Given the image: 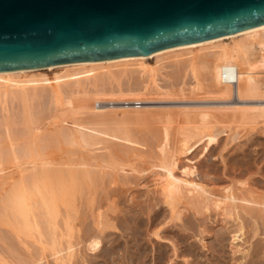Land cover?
Segmentation results:
<instances>
[{
  "label": "bare ground",
  "instance_id": "1",
  "mask_svg": "<svg viewBox=\"0 0 264 264\" xmlns=\"http://www.w3.org/2000/svg\"><path fill=\"white\" fill-rule=\"evenodd\" d=\"M211 99L215 100L217 105L221 104L195 106V102L205 101L207 104ZM157 101L194 102V106L181 105L179 109L175 106L176 110L174 107V110L167 108L169 110L160 111L163 116L158 113L160 109L156 110V114L154 113V118L161 115L162 118L159 119L163 120L166 116L167 121L166 124L165 120L162 122L165 125L162 124V140L158 142V149L160 147L159 150L162 152L159 153L161 158L157 163L154 161L152 170L148 169L151 171L148 178H151L152 187H155L160 194L161 198L157 197V200H160L157 203L161 202L165 207L158 210L157 203V205L151 203L152 206L150 204V227L154 226L151 236L158 241L165 240L169 234V229L165 226L171 224L170 226L182 229L176 225V222L184 225V220H187L185 225L190 224L186 229L187 227L192 229L191 226L195 228L194 220H198L199 224L205 227L207 222H212L211 216L215 211L213 214L217 218L211 225L220 224L223 231L219 228L220 231L214 233L215 231L203 228L199 232L203 244L205 245L206 239L213 236L217 242L225 241L224 234L228 231L232 244L235 241L242 242L239 246L231 245L233 254L239 253L243 245L249 244V247L253 246V251L249 253L251 250L249 248L242 252L243 260L248 256L251 261L261 258L264 254V239H261L264 237H261L264 234V193L257 195L259 191L251 188L248 180H240L236 176L229 177V183L226 186L222 185L221 190L216 185L213 188L211 186L213 184H209L210 180L200 175L197 159L213 150L211 148L220 142L219 136L223 132H227L223 151L233 142L236 147L238 144L236 141L243 136L251 137L261 130L264 133V128L259 127L260 124L264 125V25L197 44L163 49L149 55L0 72V111H3L0 115L2 116L0 119V219L2 218L0 223L4 226V220L8 219L6 224L11 228L6 231L0 226V264H83L86 262L84 260L86 252H83L82 247L91 254L99 256L97 254L102 243L107 242H103L107 235L105 230L121 229L120 224L118 223L119 227H116L117 225L110 221L108 224L103 223L104 216H108L103 215L105 209L101 211L100 207L96 211L99 212V218H96L98 221L95 222L96 227L94 226L93 229L84 227L83 219L80 220L82 225L76 224V214L79 211L73 203L76 192L74 189L85 185L83 181L88 179L93 185L99 184L105 175L110 177L113 186L119 183L121 178L128 182L129 174L133 177L138 172L137 176L140 175L143 167H139V171L134 167L136 164L128 168L117 166L114 164L113 154L122 149L124 153L130 151L132 156L134 153L132 151H140L139 147L146 146L141 145V141L130 138L128 131L126 132L121 125L115 128H111L110 125L112 122L120 124L121 119L130 114L141 115L143 118L149 113H145L146 104ZM100 103L103 106H100ZM220 114L224 117L227 114L232 115L235 118L233 121L234 125L236 123L235 127L232 125L233 128L227 131L228 124L224 121V125L225 123L227 125L223 126L226 128H217L219 123L216 115L218 118ZM180 116H183V119ZM176 117L181 120H176ZM47 120H51V123L48 124ZM181 121L185 124H181ZM175 122L178 125V132L176 127L174 132L177 141L173 144L175 139L172 133L173 146H171L169 125L173 129L172 123ZM233 123L231 121L229 126ZM19 126L21 128H18ZM47 126H51L53 130L46 129L42 134ZM162 126L159 125L157 130L159 131ZM158 135L161 139L159 132ZM50 139L60 146H66H62V150L66 152H69V149L65 150L67 147L70 149L72 147L71 150L78 148L83 153V157L85 154L89 160L69 163L68 158L64 164L61 161L58 163L57 159L56 162L55 157L60 158L66 152L59 150L56 156L50 151V154L47 153L43 142ZM121 143L125 144L127 150L123 145L124 148L120 147ZM114 146H116L115 150ZM239 147H236L235 152ZM198 149L201 151L200 154H196ZM45 150L46 155L42 157ZM76 151L77 149L75 153ZM47 154L54 155V158L50 156L53 159H48ZM156 154L158 155V151ZM117 155L119 154L115 156ZM67 156L72 155L65 157ZM76 156L81 158L79 155ZM134 156L137 158L139 155ZM134 156H132L133 160ZM182 156L187 159L186 163L181 162ZM247 156V159L250 158L248 154ZM120 160L123 162L122 158ZM247 161L250 166L246 167L245 164V167L243 165L242 167H251L252 163H249V159ZM65 165L68 166L67 170ZM237 167L239 166L236 164L234 168L237 170ZM263 171L261 173L264 174ZM132 172H136L135 175ZM245 172L242 171L239 177L244 178L242 174L245 175ZM138 179L143 178L138 177ZM78 180L82 185H78ZM134 180L139 182L136 178ZM106 181L103 182L104 185H107ZM237 184L244 189L237 187ZM77 190L79 193V189ZM117 193L110 197L115 209H117L116 199L120 197ZM152 201L154 200H150L149 203ZM143 210H140L141 213H144ZM188 212L191 216L187 214ZM141 213L139 214L144 215ZM247 221H252L251 225ZM257 221L261 222L262 235L259 234ZM123 229L122 227V232L125 231ZM21 234L25 237L22 238ZM257 235L259 238L256 237V240H260L255 242L254 237ZM253 239L254 242L251 241ZM173 248L172 253L177 259L175 245ZM166 254V252L160 254L157 264L166 261ZM104 256H112V260L115 257L113 254H104ZM187 256L189 257V254ZM184 259L185 264H191V260L187 257ZM259 263L256 261L253 264ZM169 264H175V259H171Z\"/></svg>",
  "mask_w": 264,
  "mask_h": 264
},
{
  "label": "water",
  "instance_id": "2",
  "mask_svg": "<svg viewBox=\"0 0 264 264\" xmlns=\"http://www.w3.org/2000/svg\"><path fill=\"white\" fill-rule=\"evenodd\" d=\"M264 25V0H0V72L149 55Z\"/></svg>",
  "mask_w": 264,
  "mask_h": 264
},
{
  "label": "rangeland",
  "instance_id": "3",
  "mask_svg": "<svg viewBox=\"0 0 264 264\" xmlns=\"http://www.w3.org/2000/svg\"><path fill=\"white\" fill-rule=\"evenodd\" d=\"M169 71H170V69H169ZM211 101L214 102L215 100H213V99L208 100L207 104H205V101H204V103H203V101L202 102H198V103L195 102L196 103L195 106H201V104H202V106H204V105L206 106V105H210V104L212 106H219L221 104L218 101L220 104L217 105L218 103L214 102L216 104L215 105ZM159 102L160 101L151 102V103L146 104L147 105L146 106L147 110L148 109H150V110L154 109L155 110V111L151 110L153 112L147 111V110L145 111L146 114L149 112L148 114H150V116L148 114L147 115L145 114L147 117L143 116V118H142L141 115L130 114V115L124 116L123 119H121V123L120 124L116 123L117 124L116 125L115 122H114V124L112 122L111 123L112 125H110L111 128H115V127H118V125H121V127H123L126 132L128 131L127 134L129 135V137L131 136L130 138H133V140L135 139V140H137L139 142L141 141L142 142L141 145L146 146L144 148H142V146H141L142 149L139 147L140 151H132V152H134L132 156H134V155L137 156V154H138L139 156H137V158H139L141 160L137 159L135 156H134L135 159L133 160V157L131 156L132 153H130V151L127 150V148L124 146L125 145L124 143L123 144L121 143L120 147L121 148L125 147L126 150L129 153L127 154L126 153L127 151H126L125 152L127 154L126 155L123 152L124 150L122 151V149L119 148V149H121L122 153L118 149L119 150L118 153H116L115 151H114V153L119 154V155L115 156L116 154H113V159L115 161L114 164H116L117 166L125 167V168H128L129 166H134V164H136V166H134V167H136V169H138L139 171H140L139 167H141V168L143 167L146 170V172H145V170L143 169L144 172H142L143 170L141 169L142 170L141 173H143V175L140 173V175L137 176L139 174L138 172L137 173L136 172H132L133 175H135L134 173H136L137 175L132 177V174L131 175L129 174V176L131 178L129 177V179H128L129 181L128 182H126L125 180H123L121 178L120 180L122 181V184H120L121 183V181H120L119 183H115L116 184L115 186H113L114 184L112 185V183L110 182V177L108 175L107 176L105 175L104 179H101L100 183L99 184L95 183V185H93L91 183L90 179H88V181L87 180L83 181L84 183L81 182L83 184H85V183L86 184L87 183L90 184L91 183L90 185H86V184L82 185V184H80V181L78 180L79 181L78 185H82V186H77V188L75 187L74 192H75V190H76V192H75V195H74V198H73V203L76 206V208L78 209V211H79L78 213H80V211H81V213L80 214H78V213L76 214L75 223L78 224V225H82L84 223L83 224L84 227L93 229L94 226L96 227L95 222L98 221V219H96V218H99L98 217V213L99 212H96V211H98L99 210L98 207H100L101 211L105 209L103 211V213H104L103 215L108 216V217L104 216L105 220L103 221V223H107L108 224V222L110 221V223L112 222V224H114L115 226L117 225L116 227H119V224H120V228H121V229L109 228V230L108 229L105 230V235L107 234L105 237L107 239L104 238L105 241H103V242H106V241L107 242L106 243H102V247H101L100 251H98V254H97L99 256L91 254V252H88L84 247H82L83 248V252H86V253H84V256H86L84 258H86V259H84V260L87 262V260L89 259L88 260L89 263L88 262L87 263L85 262V263L86 264H92V263L93 264H120L121 260H122L123 263H121V264H155V263L157 264L158 261H159L160 254L162 252H166L167 253L166 254L167 257L165 259H166V261L169 260V262L166 263V261L164 260L165 262L163 264H169L171 259L172 260L175 259V264H185V261H184L185 257H187L189 260H191V264H247L248 261H250L248 264L256 263V261H258V263L260 262L259 264H264V262H262L264 260V254L261 255V258H259L260 260L259 259H257V260L256 259H252V261H251L250 256L247 257L248 259L246 258V260H243V255H242L243 253L242 252L247 251L249 248L251 249V250H249L250 251L249 253H252V251H253V248H252L253 246L249 247L248 246L249 244H247L246 246L243 245L241 247V251L239 253L233 254L232 250H231V245L239 246V245L242 244V242L241 241H235L232 244V238H230L231 235L228 233V231H225L226 229L224 230L227 233V234H224V240L225 241H223V242H221V241L219 242L218 241L217 242L215 237L213 236V237H209L208 239H206L205 245L203 244V239H202L201 233H199V232H201L203 230V228L206 227L209 230H212L213 232L215 231L214 233H218L220 230H222L221 229L222 226L220 224L211 225V223L214 222L215 219L217 218V216L215 214H213L215 211L212 213V216H211V218H213V219H211L212 222H207L205 227L202 226L203 224H199L198 220H194L193 221V225H196L197 228H196V226H195V228H194V226H191V228L193 227L194 229L193 228L192 229H188L190 227V224L187 223L188 225H185L187 220L186 221L184 220L183 221L184 225H182L181 222L180 223L176 222V225H179L178 227H181L182 229H180V228L177 229L176 228L177 226L176 227L170 226L171 224L170 225L168 224L167 226H165V227H167L169 229L168 233L171 234V236L168 234V237L165 240L158 241L153 236H151L154 226L152 225V227H150V224H151V219L149 217L150 216L149 215V209L151 208L150 204L151 203L156 204L157 201H158L157 197L159 196L158 197L159 199L161 197H160V194L157 193L156 188L154 187L155 188L154 189L152 187L153 186V181L151 180V178H148V177H150L149 175L151 174V171L148 170V169L150 168L152 170L151 166H153L155 164L154 161L156 163L159 162V160L161 158V155L159 153L162 154V152L159 150L160 147L158 149V142H161V140H162L163 126L166 124L167 117L164 116L163 120L159 119V118H162L161 117L162 114H161L160 111H162V110L165 111V109H167V108H169L170 110H174V109L176 110L177 109L176 107H178V109H179V107L181 108L182 106L183 107L184 106H189V107L190 106L191 107L194 106L193 105L194 102H185V101L183 103L182 102L181 103L180 102H160L159 103ZM189 104H191V105H189ZM151 105H153V106L151 107ZM171 107H172V109H171ZM173 107H174V109H173ZM157 109H160V110L158 111ZM169 109H167V110H169ZM156 110L161 115H159V117H156L157 116L156 115L155 116L156 118H154V115L157 113ZM1 112H3V111H0V115H1ZM142 115H144V114H142ZM227 115H225V117H224V115H221V114L219 115V116H221V118L223 117L222 121H220L221 118L219 116L217 118V115H216V120L219 123V124H217V128H220V127L221 128H226L224 126H226L228 124L226 130L229 131V128H233L232 125L235 127L236 123H235V125L233 123L235 118L232 117V115H228V116ZM1 117H0V119H1ZM149 117H153V118H149ZM182 117L180 116L181 119H183ZM157 118H158V120H157ZM175 119L179 120L177 117ZM223 119H225V120H223ZM229 120H231L232 123H233V124H230V126H229V123L231 121L229 122ZM47 121H48L47 122L48 124L51 123V120H47ZM163 121H164L165 124L162 123ZM224 121H226L227 124L225 123V125H224V123H223ZM44 123H46V121ZM157 123L160 126H162V124H163L162 128H160L159 131L157 130V127L159 126ZM220 123H221V125H220ZM172 124H173L172 125L173 129L175 127L176 128L178 127L176 122L172 123ZM181 124H185V123H182V121H181ZM170 127H171V125H169V135L171 136L169 138V140H170L169 144H171V142L173 141L172 140V137H173L172 133L176 132V128H175V130H173L172 127L171 128ZM259 127H261V129H262V128H264V125L260 124ZM18 128H21V127L19 126ZM46 129H52V128H51V126H47V128H44V130L41 133L44 134ZM158 132L161 134L160 135L161 139L159 138ZM177 132H178V128H177ZM242 133H244V131ZM242 133H241V135H242ZM177 135L180 136L179 134H177ZM175 136H176V133H174V139L175 140L173 141V144H174V142L177 141V138H175ZM219 138H220V140H219L220 144L217 143L216 146L212 147L211 149H213V150L209 151L207 153L208 155L206 154L207 156L206 155L205 156H201V157L199 156V158L197 159V167H198V170L200 172V175L201 176H206L207 180H210L209 184L210 185L213 184V185H211L213 188L216 185L219 189L222 188L223 186H226L229 183V179H230L229 177L236 176L237 179L248 180V185L251 188H253L254 190L259 191V193L257 195H263V193H264V176L263 175L264 174L261 173L264 170L263 169L264 168V164H263L264 163V133H263V130L254 133L251 137L250 136H246V137L243 136V137L239 138L236 141L240 145V147H239L238 144L236 145V147H239V150L237 148V150L239 152L237 150L235 152V149H236V147L234 146L235 142H233L232 145L231 144L227 145L226 148L224 149V151L222 150L224 145H225V143H226L225 140H227V132L221 133ZM248 138H249V140H248ZM240 139H242V140L240 141ZM259 141H261V142H259ZM243 142H244V144H242ZM43 144L45 145L44 147L47 150V153H49V151H50L55 156H56V154L58 155V151L62 150V146H63V145L62 146L58 145V143H55L51 139L48 140V141L45 140L43 142ZM156 144H157V146H156ZM173 144H171V146H173ZM241 144L244 147H241L242 146ZM122 145L124 147H122ZM59 146L61 148H59ZM117 146H119V145H117ZM63 147H66V146H63ZM155 147H157V149ZM115 148H116V146H114V150H115ZM231 148H233V150ZM63 149H65V148H63ZM67 149H69V152H66L64 150H62V151L66 152L65 153L66 155L70 154V155H72L74 157H72V156L65 157L66 156L65 154L61 155V156L65 155L64 157H61V156H60V158H56L55 157V160L57 159L58 163H60V161H61V163L64 164V163H66L68 158H69L68 162L70 161L69 163H71L73 161L74 162H82V161H86V160L88 161L89 160V157L86 156L85 154H84V157H83V153H81L78 148H76L77 149V151H76L77 154L75 153V150H76L75 148H73L74 150H71L72 147H71V149H70V147L69 148L67 147L65 150H67ZM46 150L43 153L44 155L42 154V157H44L46 155ZM70 150L73 153L70 152ZM156 150L158 151V155H160V156H158L156 154L157 153ZM244 150L246 152H244ZM248 150H249V152H248ZM200 152H201L200 149H198L196 151V154H200ZM49 154H47L48 156H46V157H48V159L51 158L52 156L54 158V155H49ZM75 154L79 155L81 158H79ZM129 154H130V156H128ZM247 154L250 157V158H248L249 159V163H252L253 166L251 164V167L244 168L245 166L246 167L250 166V164L246 163V162H248L247 161L248 160L247 159V157H248ZM119 156H121L120 159L122 158L123 162L119 159ZM156 156L159 157V158H157ZM221 157H222V159H221ZM53 158H51V159H53ZM62 158L65 159V160H63ZM115 158H117V159H115ZM153 158H155V159H153ZM236 158H238L239 160H237ZM241 158L244 159V160H242ZM253 159H254V161H253ZM57 160H56V162H57ZM126 160H130L131 162H127ZM229 160H231V161H229ZM124 161L127 162V163H125ZM226 161H227V163H226ZM181 162L182 163H186L187 159L182 156L181 157ZM231 162H234V163H231ZM235 162H237V163H235ZM110 163H112V162H110ZM238 163L239 164L242 163V164L239 165ZM63 164L61 166L64 169V165ZM229 164H231V166ZM236 164H237V166L240 167V168L237 167V170L234 168V167H236ZM242 165L243 166L245 165V166L242 167ZM61 166H59V167H61ZM67 168H68V166H66V170H67ZM249 169H251V171ZM242 171H243V173L245 171L247 172V173L245 172L246 176L244 174H242V176L244 178L239 177V175L242 173ZM147 172H149V173H147ZM141 176H143V177H141ZM138 177L143 178V179L140 180V179H138ZM134 178H136V180H139V182L138 181L135 182ZM130 179H132V180L130 181ZM105 180H107L106 181L107 185H104V183H105L104 181ZM144 181L145 182L147 181V182L145 183ZM123 183L125 185H123ZM142 183H144V184L142 185ZM147 183H148V186H147ZM110 184L112 185L113 188L110 187L111 186ZM144 185H146V186H144ZM211 186H209V187H211ZM240 186L237 184V187L244 189V187H242V186L240 187ZM249 186H248V188H249ZM78 187H80V188H78ZM259 187H261V188H259ZM245 188H247V186ZM77 189H79V193L77 192L78 191ZM122 189L124 191H122ZM151 189H152V191H151ZM117 191H118V193H117ZM140 191H141V193H140ZM143 191L146 193V197H144L145 193L143 194ZM151 192H153V194H151ZM114 193L115 194L117 193V195L120 196L119 198L117 197V199H116L117 209H115L116 207L114 208L113 204H111V202H110V197L114 196L113 195ZM76 194H78V195H76ZM134 194H135V197H136V195L138 197V194H140L139 197H138L139 199H137V197L133 198ZM148 194H149V196H148ZM117 195H115V196H117ZM131 195H132V197H131ZM142 195H143V197H142ZM76 197H77V199H76ZM133 199H137V200L135 201ZM150 200H154V201L149 203ZM155 200H156V202H155ZM132 201H134V203ZM77 202H79V203H77ZM153 204H151V206ZM77 205H79V206H77ZM160 205H161V207H160ZM101 206H103V208H101ZM109 206L112 207V208H109ZM162 207L164 208L165 206L163 204H161V202H160L156 209H158V208L161 209ZM160 209H158V210H160ZM140 210L141 211L143 210L144 213H141ZM136 212H138V213H136ZM116 213H117V215H116ZM139 213L144 214L145 216L144 215H140ZM187 214H190V213L188 212ZM86 215H87V217H86ZM137 215H139V216H137ZM114 216H116V217H114ZM190 216H191V214H190ZM78 217H79V219H78ZM108 218H110V219H108ZM1 219H0V221H1ZM77 219L79 221L81 219H83L84 222L81 223L82 220L79 222ZM3 220H4V217H3ZM100 220H101V218H100ZM112 220L115 221V222H113ZM191 220H193V219H191ZM6 221L8 222L9 220L6 219ZM6 221L4 220L5 223L2 222L3 224L6 225V227H5V225L3 226L1 223H0V226H2L1 228L4 227L5 230L7 231V229L10 230L11 228L7 227ZM250 222H252V221H250ZM250 222H248V223H250ZM259 222L260 221H257L256 223L259 226V230H260L259 234L262 235L263 234V230H262V228L260 229L261 222H260V225H259ZM121 223L123 224V226H122ZM249 225H251V223ZM186 226H189V227H187L188 230L186 229ZM217 226H219V227H217ZM122 227L124 228L123 230H125L124 232H122ZM171 227H173V228L171 229ZM150 228H151V230H150ZM219 228H220V230H219ZM94 229H96V228H94ZM195 229H197V230H195ZM217 229H218V231H217ZM183 230L185 232H183ZM190 234H191V236H190ZM21 236H22V238L25 237L22 234H21ZM263 236H264V234L261 237H263ZM256 237L259 238V235L254 237L255 240H256ZM254 239L251 240V241L254 242ZM261 239H264V237L261 238ZM25 240H27V238ZM258 240H260V239H258ZM258 240H256L255 242H257ZM150 242H152V243H150ZM173 245H175V248H176V254L178 256L177 259L175 258V255L172 253L173 249H174ZM245 248H246V250H244ZM106 251L109 252V253H106ZM100 252L102 254H100ZM103 253L105 255L106 254L107 255L113 254V255H115V257H113V260H112V258H111L112 256L111 257L104 256ZM187 254H189V257L187 256ZM170 255H171L172 258L170 257ZM114 258L116 260H114ZM253 260H256V261L253 262ZM85 263H83V264H85Z\"/></svg>",
  "mask_w": 264,
  "mask_h": 264
},
{
  "label": "built area",
  "instance_id": "4",
  "mask_svg": "<svg viewBox=\"0 0 264 264\" xmlns=\"http://www.w3.org/2000/svg\"><path fill=\"white\" fill-rule=\"evenodd\" d=\"M227 72H228V70H226V71H225V73H227ZM99 105H100V106H103V104H102V103H100Z\"/></svg>",
  "mask_w": 264,
  "mask_h": 264
}]
</instances>
